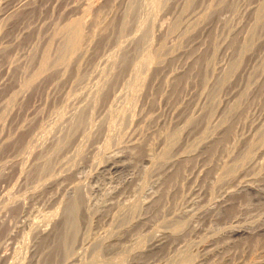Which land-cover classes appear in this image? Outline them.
Returning a JSON list of instances; mask_svg holds the SVG:
<instances>
[{"label": "bare ground", "instance_id": "bare-ground-1", "mask_svg": "<svg viewBox=\"0 0 264 264\" xmlns=\"http://www.w3.org/2000/svg\"><path fill=\"white\" fill-rule=\"evenodd\" d=\"M142 3L0 8V197L13 196L0 203V264H264V0H146L155 12L141 26ZM102 63L108 80L88 90ZM137 71L142 105L104 153L108 114ZM66 101L72 114H56L46 140L41 121ZM91 164L94 181L115 175L86 188ZM18 172L28 202L11 192Z\"/></svg>", "mask_w": 264, "mask_h": 264}, {"label": "rangeland", "instance_id": "rangeland-1", "mask_svg": "<svg viewBox=\"0 0 264 264\" xmlns=\"http://www.w3.org/2000/svg\"><path fill=\"white\" fill-rule=\"evenodd\" d=\"M146 1V0H145ZM145 1L143 0V3L142 4H144L143 6H144V8H140V12H138L139 14H141L142 15V19H139V18H141V15H139L138 14V16H137V18H138V24L139 25H141V23H142V25H145V23H147L148 21H150V14H152V13H154L155 11H154V9L151 7V6H149V7H147L148 6V4H145ZM4 3H5V0H0V8L2 7V9L4 10ZM148 8V9H147ZM150 9V10H149ZM142 10H145V11H143L142 12ZM153 10V11H152ZM1 11V10H0ZM144 15H145V17H144ZM149 16V17H148ZM130 19V18H129ZM147 19V20H146ZM141 20H143L144 21V23H143V21L141 22ZM5 21V20H4ZM147 21V22H146ZM139 22H141V23H139ZM151 23V22H150ZM153 23V22H152ZM151 23V25H154V27L153 26H151V28H152V33H153V30H154V32H155V34L153 33L152 35L154 36V37H152V39H150V43L152 44V46H154L155 44H156V41H157V32H156V30H157V27H155V26H157V24L154 22L153 24ZM141 25V26H142ZM4 28H5V25H4V22L3 23H1V26H0V31L1 32H3V30H4ZM27 47V46H26ZM153 51V50H152ZM152 51H151V54H153L152 53ZM154 52V51H153ZM15 56V55H14ZM120 57V53H118L117 54V56H116V58H119ZM14 60H15V57H14ZM15 63H17V61H15ZM155 64V63H154ZM84 65V64H83ZM97 65H99V64H97ZM97 65H95V66H92V72H90V73H88L89 75H87V76H85V80H86V82H84L83 84L85 85V87L88 89V90H91V91H93L94 89L92 88V86L96 89V87L98 88V85L97 84H99L100 83V85L102 86V84H104L105 82H106V73H105V71L103 72V70H105L104 68L105 67H103L105 64H100L99 66H97ZM103 65V66H102ZM153 66V68L152 69H154L155 68V66L154 65H152ZM97 67V68H96ZM103 69V70H102ZM99 70V71H98ZM101 70V71H100ZM95 71V72H94ZM98 72H99V75H97L98 74ZM100 72H103V73H101V75H100ZM139 72L141 73V74H139ZM93 73H95V74H93ZM105 73V74H104ZM135 73V74H134ZM132 75H130V77H129V79H128V83L126 84V87H128V88H126V91H125V93H124V98H122L123 99V101H122V99L121 100H119V101H117L116 103H115V107L114 106H112V108H111V110H110V114H108V116H109V127H107V133H108V135H106L107 137H106V142H104V144L103 143H101V145H100V143L98 144V146L100 145V147H101V151H103L104 153H108V152H113L116 148L114 147V144H115V146H116V143H121V142H123L124 140H125V136H127V134H128V131H127V128L126 127H123V126H125L124 125V119H126L127 118V116H129V114H130V116H132V118H134V119H136V117L137 116H134V115H137V112H138V108H140V105H142V102H143V100H144V98L143 99H141L143 96H142V94H143V91L145 90L143 87H144V84H142V83H147L146 82V80L148 81V77L147 76H145V74H144V72H141V71H137V72H134ZM139 74V75H137V74ZM143 73V74H142ZM92 74V75H91ZM103 75V76H102ZM137 75V76H136ZM142 75V76H141ZM100 76V77H99ZM104 76H106L105 77V80H104ZM136 76V77H135ZM139 76V77H138ZM141 77V78H140ZM98 78H99V80H98ZM140 78V79H139ZM145 78H147V79H145ZM103 81H102V80ZM145 81H144V80ZM87 80H89V81H87ZM108 80V79H107ZM134 80V81H133ZM137 80H139V82L137 81ZM130 82V83H129ZM132 82V83H131ZM136 82H137V84H136ZM86 83V84H85ZM102 83V84H101ZM135 83V84H134ZM138 83H139V85H138ZM141 83V84H140ZM96 87H95V86ZM99 85V86H100ZM128 85V86H127ZM132 85V86H131ZM135 85V86H134ZM137 85V86H136ZM140 85H142L143 87V89H141V90H139L138 89V87L140 86ZM132 87V88H131ZM133 87H137L136 88V90L135 89H133ZM130 89V90H129ZM133 89V90H132ZM52 90V92H54V89H51ZM138 90V91H137ZM137 91V92H136ZM127 93V95H125ZM48 95V97H46V101H45V103L47 104V106L48 105H51L53 102H54V99L52 100V95L49 93V94H47ZM51 95V96H50ZM144 95V94H143ZM125 97H126V99H125ZM31 99V100H30ZM34 99L35 98H33V97H28L27 99H25L24 101H21L22 102V105L23 104H25V103H27V104H25V106H28L29 105V103L31 104V103H33L34 102ZM71 99H73L72 97H71ZM27 100H28V102H27ZM37 99H35V101H36ZM138 100V101H137ZM97 101L99 102V100L97 99ZM121 101V102H120ZM142 101V102H141ZM50 103V104H49ZM66 104H64L63 103V105L61 104V106H59L57 109V112L58 113H56L55 112V114L54 113H52V118H51V116L49 117L50 118V120H48L47 118H45V119H47V121L44 119L43 121H41L42 122V124H41V126H42V134L44 133V135H46V136H43L44 138L45 137H48V138H45L46 140L48 139L49 140V138L54 134V132L56 131V128H57V125H56V123H58L57 121H59L58 119H60V117L61 118H63L64 116L65 117H68V115L70 116V114H72L70 111H68V110H70V108H71V104H69V102H68V104H67V101L65 102ZM96 103V102H95ZM133 103V104H132ZM141 103V104H140ZM45 104V105H46ZM67 105V106H66ZM97 106H98V103L96 104ZM122 106V111H121V106ZM133 105H135V106H133ZM138 105V106H137ZM24 106V105H23ZM131 106V107H130ZM67 107V108H66ZM135 107H136V109H135ZM114 108V109H113ZM116 108H117V110L119 109L120 110V112H119V110L117 111L116 110ZM112 109H113V111H112ZM126 109H127V113H126ZM132 109V110H131ZM94 110H96L95 108H94ZM112 111V112H111ZM59 112H60V114H59ZM70 112V113H69ZM130 112V113H129ZM133 112V113H132ZM94 113H95V111H94ZM118 113V114H117ZM120 113V114H119ZM56 114H57V116H60V117H57L56 116ZM66 114V115H65ZM54 115V116H53ZM114 115V116H113ZM56 116V117H55ZM134 116V117H133ZM54 117H55V119H54ZM54 119V120H53ZM56 119H57V121H56ZM112 119V120H111ZM121 120V121H120ZM54 121H56L55 123H54ZM118 121V122H117ZM51 122V123H50ZM95 123L97 122V121H94ZM121 124H120V123ZM45 124V126H44V124ZM54 123V124H53ZM94 123V124H95ZM51 126H50V125ZM54 125V127H53V125ZM98 124H95L94 125V128H98V126H97ZM49 126V127H48ZM96 126V127H95ZM44 127V128H43ZM46 127V128H45ZM50 129V130H48V128ZM52 128L54 129V131L52 130ZM126 128V129H125ZM44 129V130H43ZM47 131H46V130ZM65 130V126L64 127H62V129H61V133H63L64 132V130ZM46 131V132H45ZM53 134H52V133ZM127 132V133H126ZM125 133H126V135H125ZM124 137V138H123ZM114 140V141H113ZM111 143V144H110ZM103 145V146H102ZM106 146V147H105ZM103 147V148H102ZM114 147V148H113ZM117 147V146H116ZM107 149H108V152H107ZM110 150H113V151H110ZM103 152H101L100 154L102 155H98V156H100V157H97V162H102L101 164H104V161H105V156H104V153ZM103 153V154H102ZM98 158H99V160H98ZM95 166V164H91V167L90 166H88L87 168H86V170H84L83 171V174L81 173V174H79V180H81L83 183H84V185L86 186V188L87 187H91V186H97V184H99V182H101L102 180H104V178L103 177H105V178H107V177H110L109 175H111V177L112 176H114L115 174H113V173H109V175H108V173H106L105 171L104 172H102V173H104V175L106 174L107 175V177L106 176H104L102 173H99L100 174V176H102V177H100L99 179H97V180H93V178H90L91 177V175H93L94 174V172H95V170H96V168L94 167ZM90 167V168H89ZM94 168H95V170H94ZM20 174V172H18V174H17V176H16V179L18 180H14L13 181V183H11V192L16 196V197H20V198H18V200L17 199H15L16 201H15V203H19V202H28L30 199H29V197H28V192H26V193H22L23 191H24V188H20V187H25V185H24V181L22 182V180H23V177H24V172L22 173L21 172V174ZM21 175H22V177H21ZM82 175V176H81ZM85 175V176H84ZM20 177V178H19ZM87 177H88V179H87ZM20 179V180H19ZM22 179V180H21ZM84 179H86V181L84 180ZM91 181H90V180ZM100 179H102V180H100ZM84 180V181H83ZM21 181V182H20ZM80 181V182H81ZM97 181V182H96ZM16 182V183H15ZM81 182V184L83 185V183ZM91 182V183H90ZM94 182H96V184H94ZM14 183L16 184V185H14ZM18 183V184H17ZM86 183V184H85ZM119 183H121V185L122 184H124L125 182L124 181H120ZM1 185H4L5 183L4 182H2V183H0ZM92 184H94V185H92ZM20 185V186H19ZM83 185V186H84ZM14 188H13V187ZM27 186H30V185H27ZM1 187V186H0ZM18 187V190L16 189ZM20 188V189H19ZM21 189H22V191H21ZM17 190V191H16ZM13 191H15V192H13ZM18 191H20V192H18ZM56 191H57V189L55 188L54 190H51V193H47L46 194V196H45V198L43 197V199H46V197H51L52 196V194H56ZM58 191H59V193H61L60 191H61V189H58ZM57 191V192H58ZM17 192V193H16ZM71 192V190H69V191H66L65 192V199L66 198H69L70 196H72V192ZM16 193V194H15ZM19 193V195H17ZM20 193H22V194H20ZM26 194V195H25ZM5 195V194H4ZM4 195H2L1 194V197H0V203H2V201L4 200V199H6V197H7V199L8 198H10V196L12 195H10V194H8L7 196H5V197H3ZM24 198V199H23ZM1 199H3L2 201H1ZM13 199V196H12V198H10V199H8V201L9 200H12ZM35 201H37V200H35ZM1 205V204H0ZM34 205H36V207H39L38 209H41V210H44L45 208H44V202L43 201H41V200H38L37 202H35V204ZM40 205H41V207H40ZM0 212H1V209H0ZM61 212V205H59V215L61 214L60 213ZM0 214H2V213H0ZM58 214V213H57ZM38 221H36L37 223H39V224H42V225H44V224H48V223H46V222H43V217L42 218H40V217H38ZM41 219V220H40ZM14 220V219H13ZM9 221V220H8ZM43 223H42V222ZM13 222V221H12ZM1 225V224H0ZM49 226V225H48ZM29 228V229H28ZM32 228H35L34 226L32 227ZM32 228H31V226L30 227H28V226H26V228L24 229V239L22 240L23 241V243H22V245L20 246V248H21V253L20 254H18V256L20 257V255L23 257L24 255H25V257H26V259H25V257H23L25 260H28V257L30 256V249H29V247H30V245L32 244L31 242H33V237H32ZM25 244V245H24ZM23 247V248H22ZM27 250V251H26ZM29 254V255H28ZM12 264V263H11Z\"/></svg>", "mask_w": 264, "mask_h": 264}]
</instances>
